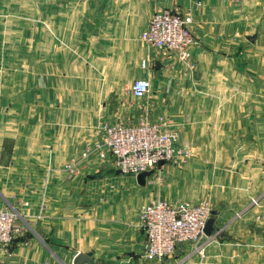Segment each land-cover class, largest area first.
Here are the masks:
<instances>
[{"label": "crops", "instance_id": "crops-1", "mask_svg": "<svg viewBox=\"0 0 264 264\" xmlns=\"http://www.w3.org/2000/svg\"><path fill=\"white\" fill-rule=\"evenodd\" d=\"M79 1L104 4L100 9L104 14L110 9L102 26L114 32L118 46L121 36L127 35L142 46L138 35L155 9L177 6L191 13V28L199 39V44L190 48L194 68L151 47L145 46L143 52L141 47L127 44L134 60L129 74L132 81H149L151 119L166 120L167 128L176 130L185 149L214 148L215 153L209 154L221 164L215 178L225 174L237 180V186L231 202L212 208L217 212L214 231L199 249L186 243L161 260H144L137 209L130 218L125 208L116 223H109L104 208L94 205L99 196L116 203V208L126 204L127 196L109 192L112 180L122 182L119 173L94 176L101 166L110 167L94 158L81 161L78 156L70 160L73 171L64 168L69 160L63 168L53 170L52 164H58L59 158L71 154L74 143L78 144L70 123L65 122L73 111L57 103L63 97L62 81H53L57 91L53 90L56 102L51 108H47L45 93L40 90L49 84L46 76L38 74L37 87L21 82L19 90L18 82L7 81L10 86L0 87V207L14 213V220L9 245L0 247V264H72L75 253L86 252L96 264H101L100 260L125 264H264V30H228L243 16L255 18V13L239 12L246 0H201L200 6L192 0H75ZM141 3L146 6L140 23L137 14L124 10ZM156 63L159 66L154 68ZM34 64L44 67L39 60ZM144 114L141 108L121 102L110 122L130 123ZM46 119L58 129L55 134H64L61 138L60 133L54 134V143L47 144ZM96 132L83 134L79 146L94 141ZM119 191V195L125 192ZM253 198H257L255 205L246 208ZM84 201L91 205L80 206Z\"/></svg>", "mask_w": 264, "mask_h": 264}, {"label": "rangeland", "instance_id": "rangeland-1", "mask_svg": "<svg viewBox=\"0 0 264 264\" xmlns=\"http://www.w3.org/2000/svg\"><path fill=\"white\" fill-rule=\"evenodd\" d=\"M103 6L100 3L84 4L75 0H0V87L10 86L7 81L18 82V90L23 81L29 82L30 88L37 87V76L40 73L49 79L50 85L40 86V90L45 93L47 108L53 107L56 102L53 90L57 89L53 81L58 79L62 81L60 93L63 97H59L57 103L62 109H68V112L73 111L71 116L65 117V122L70 123L73 136L78 137V144L74 143L75 148L71 154L62 155L58 164H52L53 170L61 169L65 161L79 157L81 136L91 135L101 122H110L117 104L126 103L127 107L135 105L145 112L146 118L151 119L148 111L150 93L141 99L131 98L128 93L133 78L129 73L134 60L127 44L141 47L143 52L146 45L141 42L142 46L139 47L134 37L121 36V48L118 50L119 41L114 32L105 31L102 26L103 21L110 16V9L104 11L106 14L100 10ZM145 6L141 3L124 11L130 15L137 14V22H140ZM240 11L246 15L255 13V18L243 16L236 24L228 26V30H264V0H246ZM38 60L44 67L35 66L34 62ZM145 68L150 69L148 66ZM42 88H46V91ZM104 104L106 107L102 110ZM94 121L96 123H92ZM46 122L47 144L54 143L55 135L60 132L55 134L58 129L50 126L48 119ZM84 127L85 131H82ZM62 135L63 132L60 133V138ZM180 143L179 138L174 159L165 166L156 167L145 178L143 185H138L129 174L119 173L121 183H114L110 176L112 181L109 192L121 198L127 196V200L121 208H116L113 207L116 203L111 200L105 202L104 197L99 196L101 199L94 205L104 208L103 212L107 213L109 223H116L119 216L124 215L125 208L131 213L129 217H133L140 205L151 200L197 202L206 199L212 207L231 202L230 197L237 186V180L233 181L221 173L218 174V179L215 178L217 170L221 171V164H216V158L209 154V151L214 152L215 149H185ZM112 173L113 169L103 165L94 176L102 178ZM96 190L95 187L94 195H97ZM119 190L125 192L119 195ZM256 201L257 198H253L246 208L255 205ZM83 205L91 203L84 201L80 206ZM115 248L114 250H118V247ZM118 255L115 254V257ZM100 261L101 264H125L118 260Z\"/></svg>", "mask_w": 264, "mask_h": 264}, {"label": "built area", "instance_id": "built-area-1", "mask_svg": "<svg viewBox=\"0 0 264 264\" xmlns=\"http://www.w3.org/2000/svg\"><path fill=\"white\" fill-rule=\"evenodd\" d=\"M192 2L196 6L201 5V0ZM192 24L191 13L180 7L155 9L138 39L144 45L170 54L187 67L194 68L190 61V48L198 45L199 39L192 31ZM148 91L146 78L134 79L128 88L135 99L145 97ZM96 131V139L81 147L79 159L94 158L121 174L135 177L140 172L153 171L172 161L177 153L178 134L176 130L167 128V121L162 118L152 121L143 116L130 123L101 122ZM64 168L73 171L72 161L66 162ZM212 208L206 199L194 203L157 199L140 205L137 219L143 233V259L161 260L178 245L186 243L199 249L207 237L203 228L212 216ZM13 220L14 213L0 207V247L8 246L12 239Z\"/></svg>", "mask_w": 264, "mask_h": 264}, {"label": "water", "instance_id": "water-1", "mask_svg": "<svg viewBox=\"0 0 264 264\" xmlns=\"http://www.w3.org/2000/svg\"><path fill=\"white\" fill-rule=\"evenodd\" d=\"M251 40H254V37L251 38ZM159 65L158 63H156L154 68H157ZM151 170L150 171H145V172H140L135 176V181L138 185H143L145 178L148 177L151 174ZM115 174L120 173V171L115 170L114 171ZM217 214V212L215 210L212 211V216L209 217L204 225L203 228V232L206 236H211L213 234L214 231V221H215V215ZM71 263L72 264H96V261L94 260V258L91 256L90 252H86V253H75L71 259Z\"/></svg>", "mask_w": 264, "mask_h": 264}, {"label": "trees", "instance_id": "trees-1", "mask_svg": "<svg viewBox=\"0 0 264 264\" xmlns=\"http://www.w3.org/2000/svg\"><path fill=\"white\" fill-rule=\"evenodd\" d=\"M3 148H4V143H3Z\"/></svg>", "mask_w": 264, "mask_h": 264}]
</instances>
